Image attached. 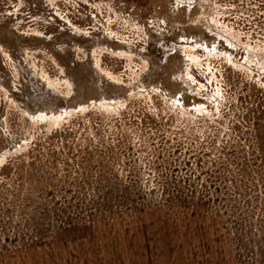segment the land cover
<instances>
[{
	"label": "rangeland",
	"instance_id": "374dc122",
	"mask_svg": "<svg viewBox=\"0 0 264 264\" xmlns=\"http://www.w3.org/2000/svg\"><path fill=\"white\" fill-rule=\"evenodd\" d=\"M14 260L264 264V0H0Z\"/></svg>",
	"mask_w": 264,
	"mask_h": 264
},
{
	"label": "crops",
	"instance_id": "0c3cea01",
	"mask_svg": "<svg viewBox=\"0 0 264 264\" xmlns=\"http://www.w3.org/2000/svg\"><path fill=\"white\" fill-rule=\"evenodd\" d=\"M9 264H29L26 260H23L22 262L16 263V260H14L13 262H9ZM33 264V263H32ZM65 264V263H63ZM69 264H71V260H69ZM109 264H113V263H109ZM117 264H126V263H117ZM128 264V263H127Z\"/></svg>",
	"mask_w": 264,
	"mask_h": 264
},
{
	"label": "bare ground",
	"instance_id": "6f19581e",
	"mask_svg": "<svg viewBox=\"0 0 264 264\" xmlns=\"http://www.w3.org/2000/svg\"><path fill=\"white\" fill-rule=\"evenodd\" d=\"M41 116H42L43 118H44V117L47 118V117H46L47 115H42V114H41ZM52 117H54V116L50 115V117H48V118H52Z\"/></svg>",
	"mask_w": 264,
	"mask_h": 264
}]
</instances>
